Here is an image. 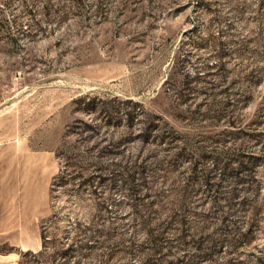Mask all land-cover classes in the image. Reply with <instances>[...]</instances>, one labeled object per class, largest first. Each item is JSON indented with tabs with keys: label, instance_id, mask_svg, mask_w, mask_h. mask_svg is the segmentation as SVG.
Returning <instances> with one entry per match:
<instances>
[{
	"label": "rangeland",
	"instance_id": "1",
	"mask_svg": "<svg viewBox=\"0 0 264 264\" xmlns=\"http://www.w3.org/2000/svg\"><path fill=\"white\" fill-rule=\"evenodd\" d=\"M257 67L264 0H0V264L40 250L44 224L57 243L43 264H264V79L246 78ZM144 110L170 121L173 142L144 141ZM66 157L105 180L53 191ZM240 159L258 163L243 181ZM128 165H145L136 195ZM195 168L223 177L225 212L240 193L239 229L211 259L196 244L219 236L218 217L192 216L184 240L179 224L165 227L173 247L162 252L149 233L177 211ZM193 186L192 207L208 212L204 181Z\"/></svg>",
	"mask_w": 264,
	"mask_h": 264
},
{
	"label": "trees",
	"instance_id": "2",
	"mask_svg": "<svg viewBox=\"0 0 264 264\" xmlns=\"http://www.w3.org/2000/svg\"><path fill=\"white\" fill-rule=\"evenodd\" d=\"M247 83H259L264 79V68H253L247 75ZM169 80L166 79L165 83ZM191 80H187V83H190ZM243 101L242 99L240 100ZM230 100H227L229 103ZM127 104H134L136 106H141L140 103L135 102L133 99L126 100ZM128 106L126 111L130 119L133 118L135 111H138L137 108ZM175 130L174 127L171 125L170 121L166 119L162 114H157L152 111L144 110V126L141 131V136L143 137L144 141H160L170 143L173 142ZM64 162L62 165L61 170L59 173L54 177L52 182V189L55 191L57 188H61L69 183H73L76 179H82L79 183V186H86V185H96V181L105 180V178L100 176V179L97 180V177L94 175H90L85 177L84 171L76 170L73 167L72 158L66 157L64 158ZM258 163L256 161H246V160H239L237 166V173L239 175L240 180H245L248 173L256 167ZM125 177L124 181L128 185L129 190L133 194H138L139 191L146 187L148 183V179L144 176L145 165H132L127 166L125 168ZM222 172L232 171L229 164H225L222 167ZM246 177V178H245ZM118 177L116 175L111 178L112 185H116L118 183ZM199 179H202L206 185L204 190L205 192V199H210L211 202V209L208 212H201L196 210L192 207L191 199L194 195H197L198 192L202 191L199 188H194V184L198 182ZM120 180V179H119ZM189 183L187 186L183 188L181 196L178 200V209L173 215L171 216L170 220L162 227L158 228H149L151 242L154 248L162 252L169 245L168 249L170 250L173 245L169 240L168 236L166 235L165 227H173L175 224H179L181 227V238L184 240L186 239L187 233L192 228V216H196L198 218L208 220L213 217H218L221 221V228L218 231L219 236L210 235L209 238L202 237V240L197 242V249L200 250V253L197 255L199 258L202 259H211L214 255V252L218 249H221L225 243H232L231 234L233 232L238 231L239 223L237 220H234L230 216V212L235 207V199L240 194L238 188H233L230 191L229 196L225 198L227 202V206L230 209V212H225L223 205L221 204L222 200V191L221 186L223 184V177H220L216 180V177L212 172H207L203 176L199 173L198 169L195 168L190 176L188 177ZM98 186L95 187V191L97 190ZM206 227V226H205ZM204 227V228H205ZM88 233L87 228H80L79 235H85ZM221 235V236H220ZM207 237V236H206ZM214 238L209 248H205L204 244L205 241ZM79 239V238H78ZM73 241L70 243L69 247L59 251L57 250V254L59 255H69L72 252L77 250L75 245H79L80 240ZM42 243L43 246L40 250H27L23 251L21 254V258L18 264H43L46 260L47 251L49 248H53L56 245V240L51 236V228L49 225H42ZM84 243L81 244L83 246ZM233 245H237L233 243ZM234 246V247H235ZM168 250V251H169ZM3 250L0 249V253ZM172 262V261H171ZM170 262V264H171ZM154 264H161L160 258L154 260ZM229 264H232L231 262Z\"/></svg>",
	"mask_w": 264,
	"mask_h": 264
}]
</instances>
